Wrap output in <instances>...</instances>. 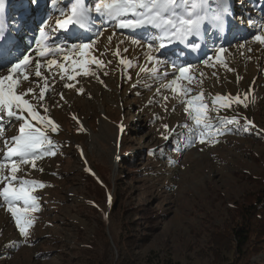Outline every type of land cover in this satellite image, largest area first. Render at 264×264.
Returning <instances> with one entry per match:
<instances>
[{"label":"rangeland","instance_id":"obj_1","mask_svg":"<svg viewBox=\"0 0 264 264\" xmlns=\"http://www.w3.org/2000/svg\"><path fill=\"white\" fill-rule=\"evenodd\" d=\"M253 1L228 0L229 17L246 28L233 25L234 31L224 37L205 24L208 41H198L202 45L198 52L206 50L205 54L187 60L182 44L158 48L159 41L154 40L155 32L150 27L120 29L115 21L97 19L94 25L73 27L68 33L56 30V21L63 19L59 12L62 0H40L39 7L31 0H6L4 23L10 37L6 36L4 43L9 46L5 49H12L14 56L33 53V61L44 65L42 76H47L49 84L44 106L58 131L48 133L55 155L36 160L35 168L31 163L21 165L23 170L17 173L21 179L42 183L33 191L38 210L28 214L33 223L26 237L20 234L7 203L0 198V264H78L72 251L80 243L78 231L82 229V239H90L99 218V213L90 208L94 197L91 181L102 184L103 178L112 192L119 173L129 186L127 202L153 210L156 217L154 230L145 232L149 234L146 243L135 250L136 264L213 263L215 233L228 219L227 209L234 201L244 200L258 181H264V45L252 39L258 31L264 34V0ZM249 18L253 25H249ZM45 20L49 39L44 47L94 40L90 52L103 61L102 66L89 65V75H78L74 80H68V73L56 66L49 71V59L71 69V59L64 61L63 57L79 56L70 46L58 56L34 55L39 28ZM141 30L146 31L131 33ZM133 39L140 43L134 44ZM117 50L119 56L114 55ZM149 55L167 63L157 65L155 60H148ZM184 65L191 67L180 77L176 69ZM154 66L155 72L151 71ZM34 73L33 64V82H24L22 90L31 87L39 92ZM0 75H7V67ZM172 80L189 89L188 95H177L166 88ZM69 83L72 88L65 87ZM39 86L44 87L42 78ZM200 94L207 105L209 122L222 133L210 135L203 144L196 139L194 121L185 111L187 99ZM217 95L239 96L242 102L233 101L230 107L213 105ZM224 120L235 122L221 123ZM3 124L5 137L17 134V123L10 125L5 119ZM122 133L126 135L122 137ZM140 152L139 172L126 164L120 166L123 153ZM100 209L108 221L105 233L111 251L116 253L110 232L116 235L117 225L108 218L107 209ZM250 256V264H264V252Z\"/></svg>","mask_w":264,"mask_h":264},{"label":"snow or ice","instance_id":"obj_2","mask_svg":"<svg viewBox=\"0 0 264 264\" xmlns=\"http://www.w3.org/2000/svg\"><path fill=\"white\" fill-rule=\"evenodd\" d=\"M5 4L6 0H0V16L4 13ZM31 4L39 7L40 0H31ZM86 5H94V7ZM59 12L63 19L56 21V30L71 32L73 27L83 29L89 25H94L97 19H104L115 21L116 27L120 29L152 28L155 32L154 40L159 41L158 48L160 49L165 48L167 44L180 43L186 44L190 51H198L202 47L198 40L204 34L203 26L205 24L222 32L225 29L226 16L231 14L228 8V0H62ZM248 23L253 25L254 21L249 18ZM47 28L48 22L45 20L39 28V35L36 40L37 48L34 50L35 56L45 58L54 51H63L68 46L71 50L76 51L79 56V59H72L68 55L63 57L64 61L71 59L74 65L71 69L65 63H58L55 59H49L47 61L49 71H51L52 66H56L62 72L68 73V80H74L78 75H89V65L102 66L103 61L92 56L90 52L92 44L95 43L94 40L79 43L67 41L66 43L55 44L54 47H44L43 45L49 39L46 32ZM252 39L264 45V34L259 31ZM5 40L6 25L0 19V72L7 67V75H0V140H3V149H0L3 153L0 155V184L3 185L0 187V198L4 203H7V210L14 217L20 234L26 237L28 228L33 223L28 214L30 211L38 210L37 197L33 195V191L35 187L42 186V183L21 179L17 173L23 170L21 165L31 163V166L35 168L36 160L45 155H55L53 151L55 145L48 133H57L58 125L46 115L48 108L44 106V101L47 98L49 84L47 76H42L41 69L44 65L39 60L33 61V53H22L21 56H14L12 49L4 48L3 42ZM132 42L134 44L140 43L136 39H133ZM148 47L151 50L152 45L150 44ZM240 47H244V44H241ZM219 51L223 52V47H220ZM114 55L119 56V50ZM148 60H155L157 65L167 63L166 60L151 55L148 56ZM121 63L131 66L130 62L123 59H121ZM33 64L35 67L34 75L37 78L35 82L39 87L38 93L31 87L22 90L24 82H33L30 79ZM173 67L175 68V66ZM190 67L191 65H184L176 71L180 77H183ZM146 70L141 69V71ZM151 71L155 72L156 67L154 66ZM92 74L95 75L94 72ZM41 78L44 81V87L39 86ZM65 87L72 88L73 84H66ZM165 87L182 96H187L190 91L179 85L177 80H172ZM82 91L81 89L78 94ZM29 96L31 100H35L37 103L33 104L27 98ZM61 99H63V94H61ZM164 99L167 100L168 97H164ZM233 101L242 102L239 96L224 97L217 95L213 100V105L219 103L220 107H230ZM37 105H39V109ZM245 106L247 105L245 104ZM41 109L44 114H41ZM185 111L194 121L193 132L198 133L196 139L199 143H205L212 134H222L219 127H215L209 122L206 115L207 105L202 102V94L187 99ZM5 119L9 121L10 125L12 123L18 124L17 134L10 138L3 135L6 131L3 124ZM233 122L235 121H221V123L226 124ZM163 127L168 131V125L165 124ZM206 130L213 131L207 132ZM163 138L169 139L168 136ZM5 169L7 175L4 174ZM20 204H23L24 207H20Z\"/></svg>","mask_w":264,"mask_h":264},{"label":"trees","instance_id":"obj_3","mask_svg":"<svg viewBox=\"0 0 264 264\" xmlns=\"http://www.w3.org/2000/svg\"><path fill=\"white\" fill-rule=\"evenodd\" d=\"M123 135L126 134L122 133V137ZM125 142L128 143V138ZM150 154L152 153L149 152ZM142 157V152L139 155L123 153L120 166L126 164L134 167L135 173L139 172L137 167ZM86 176L91 178L89 174ZM102 181V184L94 179L91 181L94 197L91 199L90 208L99 213L97 226L92 237L85 240L82 239L83 232L80 229L77 236L80 243L72 251L77 257L78 264H136L135 250L146 243L149 234L145 232L154 230L152 224L156 217L152 214L153 210L127 202L129 186L124 184L120 173L116 182L117 187L112 192L106 180L102 178ZM258 182L256 189L248 196L244 195V200L234 201L227 209L229 217L222 222V229L215 233L212 264H250V255L264 252V181ZM101 207L107 209L108 218L113 220L118 228L116 235L110 232L116 253H112L111 244L105 233L108 221H105L106 217L101 214Z\"/></svg>","mask_w":264,"mask_h":264},{"label":"bare ground","instance_id":"obj_4","mask_svg":"<svg viewBox=\"0 0 264 264\" xmlns=\"http://www.w3.org/2000/svg\"><path fill=\"white\" fill-rule=\"evenodd\" d=\"M0 19H2L3 21H5V19H4V13H3L2 16H0ZM230 25H231V24H229V25H225V29H224L225 37L228 36L230 32L234 31V27H233V26H230ZM14 29H18V27H17V28H14ZM19 29H20V28H19ZM230 29H231V30H230ZM239 29H245V28H239ZM74 30H75V29H74ZM71 32H72V30H71ZM130 32H131V31H130ZM68 33H69V32H68ZM7 34L10 35V32L7 33V31H6V36H7V37H10V36H8ZM204 34H205V33H204ZM204 34L201 35L200 38H199V40H201V42H203V43L208 41L207 36H206V40H205ZM14 43H15V41H14V42H11L10 45H11V44H14ZM7 44H8V43H7ZM7 44H6V45H7ZM179 44H180V43H179ZM8 46H9V45H8ZM8 46H6V47H8ZM53 53H54L55 56H58V52H55V51H54ZM50 55H51V54H50ZM52 56H53V55H52Z\"/></svg>","mask_w":264,"mask_h":264}]
</instances>
